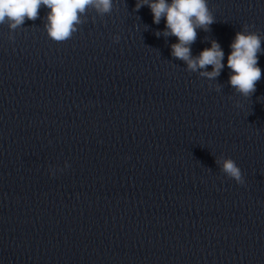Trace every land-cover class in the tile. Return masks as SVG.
Listing matches in <instances>:
<instances>
[{"label":"water","instance_id":"water-1","mask_svg":"<svg viewBox=\"0 0 264 264\" xmlns=\"http://www.w3.org/2000/svg\"><path fill=\"white\" fill-rule=\"evenodd\" d=\"M135 4L90 11L64 42L43 6L14 40L0 25V264H264V54L250 99L226 66L242 25L264 33V0H208L216 22L191 51L220 44L211 82Z\"/></svg>","mask_w":264,"mask_h":264},{"label":"clouds","instance_id":"clouds-1","mask_svg":"<svg viewBox=\"0 0 264 264\" xmlns=\"http://www.w3.org/2000/svg\"><path fill=\"white\" fill-rule=\"evenodd\" d=\"M145 5L151 10L154 24H160L161 19L165 21V28L154 34L166 40L176 37L177 42L170 45L171 56L183 61L186 71L197 73L210 82L216 81L225 67V53L220 44L212 39L211 46L204 48L199 55L194 56L191 51V45L197 39V30L209 32L210 26L216 22L208 0H136L134 10L139 11ZM42 6L49 9L43 25L48 37L56 42H64L71 39L79 26L86 22L90 11L95 13L93 22L97 16L103 18L110 15L114 0H0V25L7 24L10 30L8 39H15L12 33L21 28L26 19H38ZM254 28L252 24L242 25L229 45L231 51L227 57L226 66L230 70L228 84L235 94L245 99H250L255 93L256 84L262 77L258 54H264V33ZM120 38L115 35L113 41L118 43ZM209 66L211 71L207 70ZM210 87L217 92L222 90L219 83L210 84ZM235 106L240 107L239 102ZM215 164L227 178L238 185L245 184L244 175L233 159L221 155L215 157Z\"/></svg>","mask_w":264,"mask_h":264}]
</instances>
